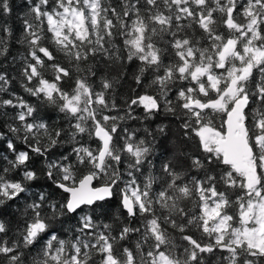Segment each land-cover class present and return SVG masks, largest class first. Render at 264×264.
I'll return each instance as SVG.
<instances>
[{
    "label": "snow or ice",
    "instance_id": "6c2138e0",
    "mask_svg": "<svg viewBox=\"0 0 264 264\" xmlns=\"http://www.w3.org/2000/svg\"><path fill=\"white\" fill-rule=\"evenodd\" d=\"M14 7L0 264H264V0H22L18 35Z\"/></svg>",
    "mask_w": 264,
    "mask_h": 264
},
{
    "label": "trees",
    "instance_id": "16d2710c",
    "mask_svg": "<svg viewBox=\"0 0 264 264\" xmlns=\"http://www.w3.org/2000/svg\"><path fill=\"white\" fill-rule=\"evenodd\" d=\"M108 2L110 4H112V3H114V0H108ZM21 3H22V0H13V4L15 5L13 14L10 17H7L8 23L10 25H12V27H13V29L17 35L19 34V24L16 20V17L18 15H23V12L26 10V9H22L21 7H19V5H21ZM11 51H12L13 55L26 54L25 48L21 45H18V44H14ZM58 59L61 62H63L62 56H60ZM4 67L9 69L12 77L14 78L11 90L16 92L19 95H23L26 100H29L30 102L35 103L36 102L35 98L29 97V95L27 93H25L21 87L22 82L20 80L19 73L17 71V69L19 68V65L17 64V65H11L10 66L8 64H5ZM46 77L50 78L51 73H46ZM94 82L98 84V81H94ZM122 85H123V87H118V89H117V92L121 95H126L128 92V88L130 86L134 87V85L131 84V78L130 77L128 78V83L122 82ZM210 95H214V94H210ZM10 114H13V113L10 112ZM213 115L215 117L214 122L216 123L217 127H219L222 124L224 117L222 115H216V114H213ZM143 123L146 124L147 122L145 121ZM129 124L133 128H140L141 127V124L137 123V122H131L130 121ZM152 126L154 127L155 124H153ZM232 198L234 199V197H232ZM229 214L234 216V221H233L234 226H239L237 210L235 208L230 209ZM133 239H135V237ZM225 255H226V253H225Z\"/></svg>",
    "mask_w": 264,
    "mask_h": 264
}]
</instances>
